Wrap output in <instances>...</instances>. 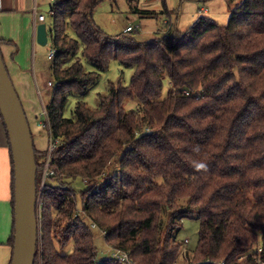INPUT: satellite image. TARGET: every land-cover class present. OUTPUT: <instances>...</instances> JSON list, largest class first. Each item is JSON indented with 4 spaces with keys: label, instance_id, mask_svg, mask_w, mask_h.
Here are the masks:
<instances>
[{
    "label": "trees",
    "instance_id": "obj_1",
    "mask_svg": "<svg viewBox=\"0 0 264 264\" xmlns=\"http://www.w3.org/2000/svg\"><path fill=\"white\" fill-rule=\"evenodd\" d=\"M102 1L54 0L51 6L48 32L56 54L44 125L54 142L53 175L36 205L43 264H121L96 260L90 225L135 264H177L180 256L188 264H261L264 0H244L226 25L199 17L185 32L148 43L131 37L134 30L111 36L97 27L93 11ZM112 61L133 68L130 83L110 82L92 109L81 98ZM164 79L169 88L161 98ZM70 94L79 100L66 118ZM126 100L140 106L126 110ZM34 152L39 191L47 150L42 161L35 143ZM77 178L87 184L81 192L72 186ZM11 188L13 254V163ZM184 218L200 223L193 256L176 242ZM71 242L72 253L59 252ZM254 248L261 253H250Z\"/></svg>",
    "mask_w": 264,
    "mask_h": 264
},
{
    "label": "rangeland",
    "instance_id": "obj_2",
    "mask_svg": "<svg viewBox=\"0 0 264 264\" xmlns=\"http://www.w3.org/2000/svg\"><path fill=\"white\" fill-rule=\"evenodd\" d=\"M37 1V2H36ZM244 0H103L93 11V21L97 27L108 35L116 36L124 33V29L128 26L138 25V31L135 29L129 33L131 37L139 42L148 43L160 39L170 31L172 34L177 32H185L192 26L199 17H206L212 19L219 25H226L229 22L232 11L238 7ZM38 5V13L46 17L45 24L47 30L52 26V19L50 17V9L52 6L51 0H35ZM166 6V7H165ZM137 10L155 11V16L145 15ZM168 10V11H167ZM22 25L20 28V37L24 42L20 45L21 56L26 61V71L22 72L19 77L27 78V98H24L20 93V88L16 84L17 77L13 76L9 71L12 68V61L10 53L12 47L2 45L3 57L8 68L10 78L15 84V90L19 93V98L23 105L27 120L34 137V143L39 153V159L42 161L43 153L47 150L49 152L50 144L53 139L50 135L49 129L44 125L46 122L45 107L49 104L52 98L53 88L47 89L48 82H53L51 74V60L47 58V52L51 48V33L48 32V43L45 46H40L34 42L30 44L29 35H32L31 27L34 23L33 11L24 13L19 17ZM167 23H164V22ZM9 20L6 19L3 28L0 30V35L9 32ZM16 23H18L16 21ZM31 24V27H30ZM171 28V30H170ZM170 30V31H169ZM129 36V35H128ZM86 70L91 71L93 67L83 61ZM38 72L36 77L37 84L34 80V75ZM133 68L125 67L117 61H112L105 73L101 74L99 81L93 85L88 93L81 98L90 108L98 107L99 95H106L109 92V83L120 81L123 86H128L132 77ZM11 79V80H12ZM13 84V85H14ZM169 88V82L164 79L161 98L166 96ZM24 98V99H23ZM26 99V100H25ZM79 99L75 94L68 96L64 116L66 118L73 117L75 104ZM140 106L138 100H126L123 107L126 110H134ZM114 167V165H113ZM111 168L110 171H113ZM112 173H110L111 175ZM41 179V177H40ZM103 181H99L97 188H100ZM55 185V184H52ZM72 186L76 192H81L87 188L84 180L77 178L73 180ZM82 218L90 225L85 215L81 213ZM181 229L176 236L177 243L185 244V251H188L189 256H193L198 245V234L200 223L197 218H184L181 220ZM90 230L94 236V243L97 251L96 260L99 262L103 259H108L112 255V249L106 244L104 233L99 228L90 225ZM187 240V243H185ZM58 247V246H57ZM256 247V246H255ZM257 250L254 248L250 253ZM62 254H70L73 252V243L67 244L59 251ZM245 256L239 257V260L244 259ZM177 264H188L183 256L177 260Z\"/></svg>",
    "mask_w": 264,
    "mask_h": 264
},
{
    "label": "water",
    "instance_id": "obj_3",
    "mask_svg": "<svg viewBox=\"0 0 264 264\" xmlns=\"http://www.w3.org/2000/svg\"><path fill=\"white\" fill-rule=\"evenodd\" d=\"M36 43H48L45 23L36 27ZM0 115L6 128L14 171V244L11 264H34L38 243L37 165L31 129L0 49Z\"/></svg>",
    "mask_w": 264,
    "mask_h": 264
},
{
    "label": "crops",
    "instance_id": "obj_4",
    "mask_svg": "<svg viewBox=\"0 0 264 264\" xmlns=\"http://www.w3.org/2000/svg\"><path fill=\"white\" fill-rule=\"evenodd\" d=\"M34 1L35 0H0V30L3 28L6 19L9 20L8 23L9 32L7 34L0 35V39L3 41L2 45H7L12 47L10 58L13 61H12V68L11 69L9 68V71L13 76L16 75L17 77L16 84L20 88V93L24 98L28 97L27 95L28 84L26 83L27 78L23 79V77H19V76L20 74L22 75V72L26 71L24 68L27 69V65H25L26 61L21 56L20 45H22L24 41L21 38H19L20 28L22 25V22L19 17L23 16V14L27 13L28 11H32L34 5H36L38 9V5ZM151 13L153 14V16H155L154 13L156 12L152 11ZM16 21L18 23H16ZM164 23L167 22L165 21ZM31 30H32V35L31 34L29 35V39H30V44L32 42L33 45V43L36 42V33H35L36 30L34 26L31 27ZM171 32L172 31H170L169 33ZM32 47L35 46L33 45ZM37 73L38 72L36 71V74L34 75V80L36 84H37L36 81ZM12 82L14 84L13 79ZM53 86H54V81L53 82L49 81L46 88L47 89L53 88ZM11 183H12V161L10 156V146H9L6 130L4 127V123L0 115V264H8L10 262V258L12 254V249L10 245L7 243L11 235L12 226H13Z\"/></svg>",
    "mask_w": 264,
    "mask_h": 264
},
{
    "label": "built area",
    "instance_id": "obj_5",
    "mask_svg": "<svg viewBox=\"0 0 264 264\" xmlns=\"http://www.w3.org/2000/svg\"><path fill=\"white\" fill-rule=\"evenodd\" d=\"M51 2L53 3L54 0H51ZM32 11H33V16H34L33 26H34V28L36 30V27H37L38 24L45 22L46 17H45V15L38 13V9H37L36 5L33 6ZM51 13H52V11L50 9L49 14H51ZM138 28H139L138 25H136L134 27L133 26H128V27H126L124 29V32H130V31L135 30V29L137 30ZM55 54H56V50H55V48H53L51 46V48L47 52L48 60L52 61L54 59V57H55ZM44 113H45V116L47 118L46 111H44ZM53 149H54V142H52L50 144L49 152L47 153V156H46V159H45V162H44V170H43V173H42V176H41V179H40L38 196H39L40 192H42V190L44 189L48 177L53 175V171L49 167L50 166V154L53 151ZM104 235H105V233H104ZM38 240H39L38 249H39V255H40V260H39L38 264H43L42 257H41L42 256V247H41V243H40V231H39V234H38ZM185 243H187V240H185ZM261 251L262 250L260 248H258L255 252L261 253ZM111 257L116 259L121 264H135L132 261L130 255L127 252H124V251H121V250H113L112 249ZM260 263L264 264V261L260 259ZM219 264H224V262L222 261Z\"/></svg>",
    "mask_w": 264,
    "mask_h": 264
},
{
    "label": "clouds",
    "instance_id": "obj_6",
    "mask_svg": "<svg viewBox=\"0 0 264 264\" xmlns=\"http://www.w3.org/2000/svg\"><path fill=\"white\" fill-rule=\"evenodd\" d=\"M201 167H203V165H201Z\"/></svg>",
    "mask_w": 264,
    "mask_h": 264
}]
</instances>
